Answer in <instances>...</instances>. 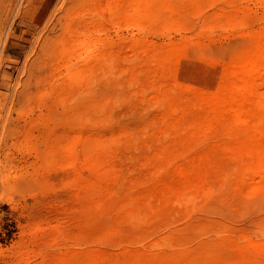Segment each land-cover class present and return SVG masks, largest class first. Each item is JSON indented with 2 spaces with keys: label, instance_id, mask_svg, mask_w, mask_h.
Returning a JSON list of instances; mask_svg holds the SVG:
<instances>
[{
  "label": "rangeland",
  "instance_id": "374dc122",
  "mask_svg": "<svg viewBox=\"0 0 264 264\" xmlns=\"http://www.w3.org/2000/svg\"><path fill=\"white\" fill-rule=\"evenodd\" d=\"M260 50L264 0H0V264H264Z\"/></svg>",
  "mask_w": 264,
  "mask_h": 264
},
{
  "label": "bare ground",
  "instance_id": "6f19581e",
  "mask_svg": "<svg viewBox=\"0 0 264 264\" xmlns=\"http://www.w3.org/2000/svg\"><path fill=\"white\" fill-rule=\"evenodd\" d=\"M72 31V30H71ZM53 33V32H52ZM55 33V32H54ZM78 34V33H77ZM81 33H79V35H80ZM77 36L76 34H75V30H73V40H72V44H71V49L73 50V51H76L77 53L74 55V57L76 56V63L78 62V61H81V60H83V58H82V56H81V54H83V53H85L84 55H85V57L87 56V58H91V57H93V50H92V46L93 45H91V43H89L90 42V40L88 41V42H86L85 41V39L83 38V39H81V37L80 36ZM49 44V43H48ZM45 46V45H44ZM69 49V48H68ZM71 49H69V50H71ZM42 51V50H41ZM49 51V50H48ZM47 51V52H48ZM262 50H260V53H262L261 54V56L262 57H264V52H261ZM40 52V51H39ZM38 52V53H39ZM82 52V53H81ZM259 52V51H258ZM73 57V58H74ZM40 59V58H39ZM85 60H87V59H85ZM84 60V61H85ZM74 61V60H73ZM75 62V61H74ZM84 64V63H83ZM259 64V63H258ZM258 64H256V66H254L255 67V69H261V68H264V63H260L259 65ZM76 65V64H75ZM78 65H79V63H78ZM248 65V64H247ZM250 65V64H249ZM75 66L73 65H68L66 68V72L70 75V76H72L73 78L72 79H74L75 80V82H78L79 80H82V76H84V72H81L82 71V69L80 70V72H81V74H80V72L77 70V69H75L74 68ZM76 67H77V65H76ZM81 68V67H80ZM247 68H248V66H247ZM250 68V67H249ZM248 68V69H249ZM247 69V70H248ZM246 70V71H247ZM254 70V69H253ZM84 71V70H83ZM83 73V74H82ZM248 73V72H247ZM85 74L87 75V70H85ZM81 75V76H80ZM259 75V74H258ZM253 76V75H252ZM261 76V75H260ZM70 78V77H69ZM250 78V77H249ZM256 80V79H255ZM250 82H252V81H250ZM256 83V82H255ZM258 83V82H257ZM252 84V83H251ZM254 85V84H253ZM243 87V86H242ZM256 87V86H255ZM248 89V88H247ZM247 89H246V91H247ZM255 89V88H254ZM258 89H260V88H258ZM262 89V88H261ZM77 90V89H76ZM242 90H243V88H242ZM241 90V91H242ZM249 90H250V88H249ZM262 91H264V90H262ZM262 94V95H261ZM261 94H259V95H261V96H264V93H261ZM255 96V95H254ZM257 96V95H256ZM258 99V98H257ZM260 99V98H259ZM238 101V100H237ZM258 101V100H257ZM258 104V103H257ZM240 109H241V107H240ZM238 111V110H237ZM236 116V115H235ZM236 118V117H235ZM241 120V119H240ZM92 146V145H91ZM93 152V151H92ZM92 154V153H91ZM93 155H96L95 153L93 154ZM88 157V156H87ZM89 158V157H88ZM90 159V158H89ZM88 159V160H89ZM93 159H95V158H93ZM90 161H92V159H90ZM95 163V162H94ZM84 167V166H83ZM86 167V166H85ZM105 171V170H104ZM99 173V172H98ZM254 175H255V177H254ZM253 177L254 178H256V181H258V183H259V181H264V168H262V169H259L258 171H256V173H254L253 174ZM94 179H96V178H94ZM92 180V179H91ZM257 182H256V184H258Z\"/></svg>",
  "mask_w": 264,
  "mask_h": 264
}]
</instances>
